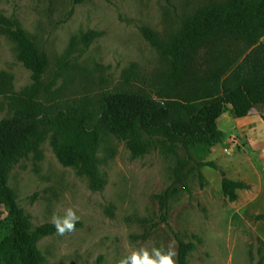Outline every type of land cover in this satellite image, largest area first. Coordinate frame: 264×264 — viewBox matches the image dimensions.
<instances>
[{
  "label": "rangeland",
  "instance_id": "rangeland-1",
  "mask_svg": "<svg viewBox=\"0 0 264 264\" xmlns=\"http://www.w3.org/2000/svg\"><path fill=\"white\" fill-rule=\"evenodd\" d=\"M225 0H0V118L13 113L32 85L31 71L19 59L12 38L17 20L48 55L43 85L54 81L45 102L93 103L105 90L154 94L171 69V58L145 34L168 41L197 9ZM87 35L91 39L87 42ZM264 42V35L261 38ZM264 107L237 117L230 105L219 118L229 135L212 154L206 144L192 156L211 166L184 165L188 154L161 136L143 134L147 149L134 153L126 141L104 134L97 150L106 183L93 190L77 167L63 165L43 138L7 171L17 204L30 216L32 229L45 223H74L71 231L41 237L46 264H122L134 253L160 259L178 239L193 241L188 264H264ZM234 134V135H231ZM235 136L239 145L229 148ZM247 177L233 199L222 178ZM166 199V220L165 214ZM7 211L0 206V237ZM156 250L160 256L156 255Z\"/></svg>",
  "mask_w": 264,
  "mask_h": 264
},
{
  "label": "trees",
  "instance_id": "trees-1",
  "mask_svg": "<svg viewBox=\"0 0 264 264\" xmlns=\"http://www.w3.org/2000/svg\"><path fill=\"white\" fill-rule=\"evenodd\" d=\"M11 34L33 82L13 113L0 118V206L7 211L0 264H46L37 242L55 232L56 223L32 229L30 216L17 204L7 183L9 167L29 154L45 128L54 132L52 143L59 161L77 167L90 187L100 190L106 180L100 175L96 153L104 134L126 141L136 154L147 149L144 133L161 136L187 151L184 165L190 161L197 167L216 168L212 161L194 158L190 145H214L223 139L218 120L227 105L237 117L246 116L255 106L264 107V0H225L203 6L168 41L146 29L150 42L171 58V69L155 93L105 90L89 104L42 100V91L50 93L54 85V81L43 85L48 55L17 20ZM91 38L87 35V42ZM245 185L222 178L224 192L233 199L236 189ZM166 209L165 199L164 220ZM175 236L177 264H188L195 243Z\"/></svg>",
  "mask_w": 264,
  "mask_h": 264
},
{
  "label": "clouds",
  "instance_id": "clouds-1",
  "mask_svg": "<svg viewBox=\"0 0 264 264\" xmlns=\"http://www.w3.org/2000/svg\"><path fill=\"white\" fill-rule=\"evenodd\" d=\"M55 226L57 231L60 234H63L66 229L71 231L74 227V223L70 219H65L63 225L57 222ZM156 255L160 256L158 250H156ZM171 256L172 253H169L166 256H160V259L157 262L156 260L150 259L147 251H144L142 257L139 254L134 253L131 257V264H172ZM122 264H128V259L123 261Z\"/></svg>",
  "mask_w": 264,
  "mask_h": 264
},
{
  "label": "crops",
  "instance_id": "crops-1",
  "mask_svg": "<svg viewBox=\"0 0 264 264\" xmlns=\"http://www.w3.org/2000/svg\"><path fill=\"white\" fill-rule=\"evenodd\" d=\"M220 117H221V116H220ZM263 119H264V117H263ZM218 125H219V120H218ZM219 128H220V127H219ZM221 131H222V130H221ZM222 132H223V131H222ZM231 135H234V134H231ZM231 135H230V136H231ZM228 136H229V135H228ZM228 136L225 135V133L223 132V139H222V141L224 142L225 139H226V137L228 138ZM200 145H203V144H195V145H193V146H195L194 149H193V151H195V152L198 153V151H200V149H201ZM214 146H215V144H214V145H208V147H209V151H208V153H209V154H212ZM234 180H241V181H244V182H247V183L249 182L248 179H247V177H244V178H242V179H234Z\"/></svg>",
  "mask_w": 264,
  "mask_h": 264
},
{
  "label": "built area",
  "instance_id": "built-area-1",
  "mask_svg": "<svg viewBox=\"0 0 264 264\" xmlns=\"http://www.w3.org/2000/svg\"><path fill=\"white\" fill-rule=\"evenodd\" d=\"M228 145L230 149H233L234 147L238 146V140L236 139L235 136H231L228 140Z\"/></svg>",
  "mask_w": 264,
  "mask_h": 264
}]
</instances>
